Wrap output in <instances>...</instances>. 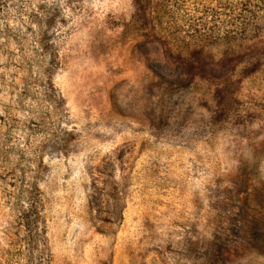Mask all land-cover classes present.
Masks as SVG:
<instances>
[{"label":"rangeland","instance_id":"rangeland-1","mask_svg":"<svg viewBox=\"0 0 264 264\" xmlns=\"http://www.w3.org/2000/svg\"><path fill=\"white\" fill-rule=\"evenodd\" d=\"M0 264H264V0H0Z\"/></svg>","mask_w":264,"mask_h":264}]
</instances>
